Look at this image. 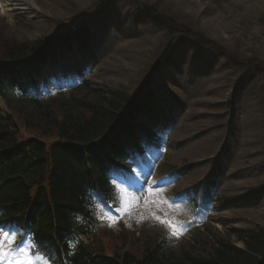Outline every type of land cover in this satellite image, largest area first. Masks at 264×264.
I'll return each mask as SVG.
<instances>
[{
    "label": "trees",
    "instance_id": "16d2710c",
    "mask_svg": "<svg viewBox=\"0 0 264 264\" xmlns=\"http://www.w3.org/2000/svg\"><path fill=\"white\" fill-rule=\"evenodd\" d=\"M106 1H98L99 26L104 27L110 22H118L114 20V5ZM132 5L138 8L133 14L140 18L142 15L151 17L155 20L150 21L151 26L167 37L151 73L132 91L115 84L106 85L105 81V85L96 87L88 78L55 96L40 98L28 92L35 88L39 90L47 83L44 68L57 64L64 54L76 55L97 68L105 62L106 51L99 54L103 38L96 35L97 29L86 15H77L76 19L67 16V20L59 21L57 25L62 32L55 38L40 36L32 42L1 44L0 225L23 227L35 246L52 255L54 264H264V226L259 225L230 229L228 239H216L200 252L192 245L171 247L162 239L157 240L158 243L147 242L150 245L144 247L139 256L126 251L109 254L91 241L96 232L105 229L99 218L103 214L96 197L115 202L116 186L111 171L123 169L122 160H126L131 147L142 151L146 140L142 131L149 135L154 134L152 131L162 133L165 122L176 123L175 116L162 109L158 95L163 94L162 99L167 102L183 101L169 95L172 100L163 90V86L166 87L164 80L170 78L169 70L184 63L195 41L216 47V42L170 18L157 7L140 2ZM237 47L236 52L221 49L219 53L233 69L231 75L223 79L232 96L221 146L223 151L242 146L244 128L237 125L235 117V105L241 92H246L252 100L257 96L261 110H264V58L254 51L256 48L249 51L242 50L244 47L240 45ZM150 75L151 80L148 79ZM157 76L160 81L156 80ZM204 79L206 76L198 71L187 83L194 86ZM155 81L160 83L156 91L151 88ZM175 92L181 93L182 89ZM187 114L186 110L182 118ZM19 119L23 120L22 124ZM21 127L38 134L25 136ZM262 131L264 129L259 132ZM46 137L52 139L46 140ZM153 143L157 148L162 146L158 140ZM258 144L264 145L260 136ZM173 145L182 149L186 143ZM203 155L202 160L171 170L178 179H185L198 168L207 169L206 176L188 191L194 198L190 199L189 206L195 209L196 215L200 209L210 206V191L219 185L223 175L219 159L210 166L213 159L206 162L212 154L209 157L206 153ZM203 188L206 189L205 197L199 203L196 198ZM262 199L264 183L232 199L230 206H236L237 202L258 204Z\"/></svg>",
    "mask_w": 264,
    "mask_h": 264
},
{
    "label": "rangeland",
    "instance_id": "374dc122",
    "mask_svg": "<svg viewBox=\"0 0 264 264\" xmlns=\"http://www.w3.org/2000/svg\"><path fill=\"white\" fill-rule=\"evenodd\" d=\"M31 1L32 6L29 9L18 10L4 5L0 0V46L10 41L32 42L40 36L55 38L62 32L57 25L59 21L67 20V16L73 19L77 15H86L90 24L96 27V33H100L103 38L102 42L109 47L105 62L92 71L90 80L96 87L105 85V81L106 85L110 83L125 90H135L151 73L154 61L167 42L165 34L153 28L148 18L133 14L138 11L132 5L135 2L157 7L160 12L171 16L170 18L185 23L216 42L214 48L195 41L191 51L187 52L184 63L169 70L170 78L164 80L166 87L163 86V90L168 96L180 97L186 103L188 114L163 146L160 159L154 161L153 157H146L148 170L135 167L136 170L130 176L131 186L119 185L117 205L121 197L135 198L131 215L124 214L112 227L107 226L108 219L104 218L102 227L105 229L96 232L91 241L98 243L109 254L126 251L139 256L143 248L150 245L147 242L158 243L162 239L171 247L178 245V248H187L192 245L200 252L216 239H228L230 229L264 226V199L254 206L233 210L228 208L232 199L255 190L264 183V145L258 144L259 136L264 139V131L259 132L264 129V110H261L257 96L252 100L246 92H241L235 105V117L237 125L244 128L242 146L238 145L233 151H223L221 146L225 138L232 97L229 95V86L224 85L223 79L231 75L233 69L227 65L228 60L219 55L221 49L225 52H236L235 49L240 45L244 47L242 50L252 51L256 48L254 51L264 58V0H107L106 3L111 1L110 4L114 5V20L117 19L118 22H110L106 28L99 26V0ZM71 60L74 59L69 58L67 61ZM77 65L79 68H76ZM72 67L70 64L71 70ZM84 67V64L80 66L79 61L73 67L75 78L79 77L77 73L84 72ZM198 71L206 79L189 86L187 80ZM57 73L51 72V78L59 77ZM69 77L65 81L70 80ZM61 83L64 84L62 80ZM254 88L259 93L258 88ZM176 89H182V92L176 93ZM19 122L22 124L23 120L19 119ZM21 130L25 136L38 134L25 131L23 127ZM47 138L49 137L46 140L52 139ZM180 142L186 143L180 150L171 145ZM205 153L206 157L213 155L206 162L213 159L209 162L210 166L219 159L224 174L218 188L210 192V198L208 197V200L216 201V205L212 203L208 209H200L199 220L179 195L192 185H197L206 176L207 169L198 168L186 180H180L169 172L185 163L204 159ZM162 160L164 162L161 165ZM131 188H134L133 191ZM205 191L203 188L198 194L197 202L200 203L205 197ZM185 198L191 199L190 196ZM220 206L223 208H219ZM101 208L104 214L111 212L113 216L118 215L116 210L105 211L106 205ZM151 211L183 227V235L179 238L172 236L171 228L150 218ZM141 216L149 218L137 223ZM230 240L237 244L234 238ZM237 245L242 247L241 244ZM25 249H30L32 255L34 249L31 248V243H27ZM26 255L20 256L25 264H43L38 257L46 259L45 256L37 254L28 260ZM47 264H51L49 259Z\"/></svg>",
    "mask_w": 264,
    "mask_h": 264
},
{
    "label": "snow or ice",
    "instance_id": "6c2138e0",
    "mask_svg": "<svg viewBox=\"0 0 264 264\" xmlns=\"http://www.w3.org/2000/svg\"><path fill=\"white\" fill-rule=\"evenodd\" d=\"M134 197L125 199L124 197L120 198V203L117 208L118 215L113 216L111 212H107L103 217H99L102 220L104 218L108 219L107 226L112 227L120 219L123 218L124 214L131 215L132 208L134 206ZM149 217L141 216L137 223H140L141 220L147 219ZM150 218L158 221L160 224L167 226L172 229L171 235L179 238L183 235L185 229L181 226H178L171 220L164 219L161 215H156L155 211L150 212ZM20 235L17 231H12L10 228L0 225V264H25L24 260L20 259L22 254H27L26 258L31 260L33 257L31 255L30 249H24L21 244L17 243V236ZM31 248H35V242L31 241ZM72 247H75V244H71ZM42 260L43 264H47V260L43 257H38Z\"/></svg>",
    "mask_w": 264,
    "mask_h": 264
},
{
    "label": "bare ground",
    "instance_id": "6f19581e",
    "mask_svg": "<svg viewBox=\"0 0 264 264\" xmlns=\"http://www.w3.org/2000/svg\"><path fill=\"white\" fill-rule=\"evenodd\" d=\"M1 2H3V4L6 6L15 7L18 10L29 9L32 6L31 0H1ZM141 17L143 18L144 16L142 15ZM146 18H148L151 22L155 21V20H152L151 17L146 16ZM96 35H100V33H96Z\"/></svg>",
    "mask_w": 264,
    "mask_h": 264
}]
</instances>
